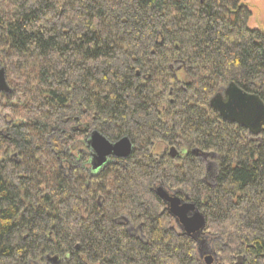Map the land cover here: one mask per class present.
<instances>
[{
    "label": "trees",
    "instance_id": "trees-1",
    "mask_svg": "<svg viewBox=\"0 0 264 264\" xmlns=\"http://www.w3.org/2000/svg\"><path fill=\"white\" fill-rule=\"evenodd\" d=\"M244 1L0 0V264H203L159 186L203 214L215 264H264V132L209 106L231 83L264 104ZM95 132L130 156L94 169Z\"/></svg>",
    "mask_w": 264,
    "mask_h": 264
},
{
    "label": "water",
    "instance_id": "water-1",
    "mask_svg": "<svg viewBox=\"0 0 264 264\" xmlns=\"http://www.w3.org/2000/svg\"><path fill=\"white\" fill-rule=\"evenodd\" d=\"M11 89L6 80V73L0 65V94L8 95ZM210 108L215 111L223 122L235 124L247 130L251 137H259L264 132V104L261 99L252 94H247L231 83L221 89L209 101ZM92 152L94 169H99L111 158L126 159L132 152L131 143L127 138H122L115 143H110L99 133H93L88 142ZM195 154V152H193ZM182 153L170 149L171 158H178ZM206 157V154H201ZM155 195L163 203L168 215L174 220L182 236L190 238L199 246L204 245L206 222L197 206L188 201L187 197H180L175 192H169L162 186L156 187ZM214 256L213 252H208ZM242 258L237 259L240 264ZM210 264V258L206 260Z\"/></svg>",
    "mask_w": 264,
    "mask_h": 264
},
{
    "label": "rangeland",
    "instance_id": "rangeland-1",
    "mask_svg": "<svg viewBox=\"0 0 264 264\" xmlns=\"http://www.w3.org/2000/svg\"><path fill=\"white\" fill-rule=\"evenodd\" d=\"M244 6L251 13V17L248 20V29L264 31V0H245ZM168 151L170 152V150ZM202 240H204V245L199 246V256L202 263L207 264L206 260L210 258V264H215L216 257L209 255L208 252L216 254L220 247L219 243L211 239L203 238Z\"/></svg>",
    "mask_w": 264,
    "mask_h": 264
}]
</instances>
